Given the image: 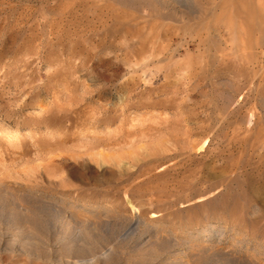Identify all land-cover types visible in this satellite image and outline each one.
I'll return each instance as SVG.
<instances>
[{
    "label": "rangeland",
    "instance_id": "374dc122",
    "mask_svg": "<svg viewBox=\"0 0 264 264\" xmlns=\"http://www.w3.org/2000/svg\"><path fill=\"white\" fill-rule=\"evenodd\" d=\"M0 264H264V0H0Z\"/></svg>",
    "mask_w": 264,
    "mask_h": 264
}]
</instances>
